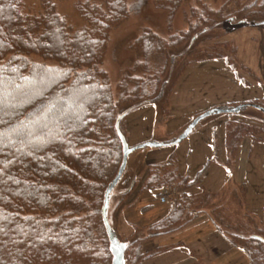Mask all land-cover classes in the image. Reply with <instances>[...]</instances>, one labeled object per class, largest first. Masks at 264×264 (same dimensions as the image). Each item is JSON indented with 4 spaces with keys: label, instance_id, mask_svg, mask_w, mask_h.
I'll return each mask as SVG.
<instances>
[{
    "label": "trees",
    "instance_id": "16d2710c",
    "mask_svg": "<svg viewBox=\"0 0 264 264\" xmlns=\"http://www.w3.org/2000/svg\"><path fill=\"white\" fill-rule=\"evenodd\" d=\"M41 5L43 11L33 15L21 0H0V264H112L102 213L105 193L123 162L126 116L162 97L169 106L152 62L167 41L145 30L130 44L137 59L132 75L118 83L116 98L102 63L112 28L129 15L127 0L79 4L87 24L76 30L53 2ZM179 41L171 39L169 45ZM176 59L167 57V66ZM243 130L237 125L232 131L231 156ZM172 176L167 183L178 195L172 196L169 215L148 227L145 238L180 230L193 218L186 193L191 184L178 173ZM237 194L242 202L244 189ZM219 226L234 245L246 249L251 264H264L263 236ZM134 235L120 239L126 264L151 256Z\"/></svg>",
    "mask_w": 264,
    "mask_h": 264
},
{
    "label": "crops",
    "instance_id": "0c3cea01",
    "mask_svg": "<svg viewBox=\"0 0 264 264\" xmlns=\"http://www.w3.org/2000/svg\"><path fill=\"white\" fill-rule=\"evenodd\" d=\"M221 42L231 44V55L199 59L182 72L169 96L173 119L166 127L171 133L172 125V132L178 133L209 110L239 105L242 109L215 111L183 142L157 147H167L163 160L173 154L172 167L191 184L186 193L193 218L180 230L145 241L144 252L151 256L140 264H198L201 259L204 264H250L246 252L231 244L219 223L251 233L259 227L264 237V116L255 106L264 105V26L236 27ZM230 57L236 68L228 63ZM142 114H146L142 109L135 112L138 117ZM146 124L135 127L146 130ZM237 125L244 130L231 156ZM242 188L241 202L237 193ZM158 193V189H134L122 202L124 223L145 228L168 216L171 201L161 203Z\"/></svg>",
    "mask_w": 264,
    "mask_h": 264
},
{
    "label": "rangeland",
    "instance_id": "374dc122",
    "mask_svg": "<svg viewBox=\"0 0 264 264\" xmlns=\"http://www.w3.org/2000/svg\"><path fill=\"white\" fill-rule=\"evenodd\" d=\"M50 1L54 3L56 11L73 29H81L86 26L87 23L82 17L78 5L87 0ZM94 1L92 0V2ZM256 1L258 4L253 6ZM21 2L27 13L39 15L38 13L43 11L42 0H21ZM127 4L129 15L121 24L112 28L102 63L116 98L119 93L118 83L123 81L125 77L132 75L133 65L137 59V55L130 48V44L135 42L145 30L153 31L159 40L167 41V43L164 42L166 44L163 48L153 53L152 62L159 68L158 77L161 86L164 84L163 95L168 100L174 85L184 71L183 68H186L184 67L186 63L191 64L199 59H205L208 55L213 56L210 58L231 55V44L221 42L224 34L239 26L259 27V22H264V0H127ZM174 38H179V43L169 45L171 39ZM173 56L177 57L175 63L172 65L168 63L167 66L169 57ZM167 57L168 61L166 60ZM179 71L180 76L177 75ZM177 76L179 77L176 80ZM159 88L160 84L158 90ZM164 101L165 99L162 97L150 103L140 104L126 116L123 122V130L130 146H136L147 141L169 143L177 139L185 130L183 128L180 132L173 133L171 125V133H169L166 126L173 118L170 115L167 102ZM139 109H142L146 114L139 115L141 117L135 116V112ZM257 112L259 116H264L262 110ZM145 122H147L146 130L136 128L137 124ZM150 124L151 128L148 130ZM166 153L167 147H143L135 149L129 155L125 173L117 188L110 195L108 208L109 221L121 240H132L131 236L135 234V238L139 239L140 246H143L145 241L151 239L145 238L149 233L146 229L157 222L145 228H138L132 223L125 224L120 210L122 202L131 195L134 189H139L141 192L158 189L159 201L161 202L162 192L170 184L167 182L173 179V174L177 173L174 166L171 165L173 154L167 155L168 157L163 160ZM141 170L143 172L139 174ZM134 182L136 183L135 187L125 195L124 192ZM170 187L175 189L173 185ZM173 194L178 195L176 189ZM172 201L173 199L170 202L171 206ZM161 203L170 204L168 202ZM212 217L214 219L217 217L214 209L212 210ZM240 222L242 223L241 220ZM231 229L230 231L239 232L247 237L260 234L258 231L254 233L245 232L236 227ZM222 233L224 234V232ZM226 238L228 237L226 236ZM228 240L230 241L229 238ZM231 244L245 251L248 255L246 249L244 250L241 245H234L232 242ZM248 258H250L249 255ZM198 264H204L202 259Z\"/></svg>",
    "mask_w": 264,
    "mask_h": 264
},
{
    "label": "water",
    "instance_id": "95a60500",
    "mask_svg": "<svg viewBox=\"0 0 264 264\" xmlns=\"http://www.w3.org/2000/svg\"><path fill=\"white\" fill-rule=\"evenodd\" d=\"M256 108H258L259 110H262V112L264 113V107L260 106V105H255ZM242 109V105H239L237 107L231 108V109H226V110H222L219 109L217 110V112L219 113H238L240 112V110ZM215 111L213 110H209L207 112H204L203 114L197 116L189 125L188 127L178 136V138L174 141L175 144L182 142L184 139H186L194 130V128L205 118L209 117L210 115H212ZM119 122H117V126H118ZM122 141H123V145H124V156H123V162L122 165L119 169V172L116 176V178L113 180V182L111 183V185L108 187V189L106 190L105 193V202H104V206H103V218L105 221V225H106V229L109 235V240H110V250L113 256V260H112V264H126L125 261V252H126V244L122 241H120V239L114 234L112 226L109 222L108 216H107V211L109 208V200H110V195L113 191V189L116 187V185L119 183V181L122 178V175L126 169L127 163H128V158L129 155L138 148H143L145 146H149V147H160V146H164V143H157V142H146L144 144L135 146V147H130L129 144L126 142L125 138L121 135Z\"/></svg>",
    "mask_w": 264,
    "mask_h": 264
},
{
    "label": "built area",
    "instance_id": "2783aa9c",
    "mask_svg": "<svg viewBox=\"0 0 264 264\" xmlns=\"http://www.w3.org/2000/svg\"><path fill=\"white\" fill-rule=\"evenodd\" d=\"M172 194V189L166 187L163 192V196L161 197V202H168L169 196Z\"/></svg>",
    "mask_w": 264,
    "mask_h": 264
}]
</instances>
